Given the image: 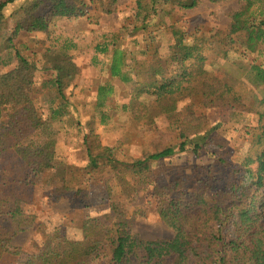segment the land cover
<instances>
[{"label":"trees","instance_id":"16d2710c","mask_svg":"<svg viewBox=\"0 0 264 264\" xmlns=\"http://www.w3.org/2000/svg\"><path fill=\"white\" fill-rule=\"evenodd\" d=\"M20 1L24 16L16 19L12 36L0 30V50L5 53L0 54V65L17 60L16 67L0 73V264L7 254L20 253L19 249L11 252L12 240L33 228L37 237L24 264H264V113L257 114L258 123L250 132L252 153L240 161L235 160L225 138L210 128L204 113L206 108L234 106L238 101L233 88L208 71L205 45L226 48L222 55L227 57L236 51L231 46L235 36L247 52L258 51L264 46V0H243L226 37L218 34L211 42L206 36L176 29L174 24L163 28L165 13L157 7L158 0H135L138 24L133 34L138 35L137 41L142 35L150 65L148 59L141 65L134 62L133 54L118 45L119 33L100 36L93 46V63H99L98 56L105 57L110 77L132 85L130 105L123 106L127 113L135 110L141 97L154 98L158 112L167 116L177 113L180 101L189 100L178 125L180 141L159 152L126 159L118 156L117 149L102 145L92 129L84 140L85 168L59 160L54 139L27 143L42 118L34 97L37 67L35 59L24 53L26 44L18 48L14 41L21 32L49 33V22L56 16H83L91 0H51L50 15L41 13L43 0H0V19L4 10ZM96 2L111 14L118 0ZM200 2L173 0L183 10L194 9ZM163 31L171 33L167 43L159 37ZM56 42L44 57L55 73L48 85L64 101L65 90L79 72L68 52L78 45L72 40ZM249 71L255 84L264 85L261 65L251 64ZM112 91L111 85L98 90L102 123L109 118L103 108ZM58 107L53 109V118L65 109L64 104ZM207 146L220 150L214 163L173 168L171 174L164 167L169 176H152L155 162L177 153L199 156ZM85 171L93 179L100 178L109 211L84 219L81 239L68 238L60 228L46 232L43 224L37 225L26 215L39 177L46 172L60 176V184L51 191L54 202L69 196L77 205L89 207L90 191L81 185ZM144 183L153 185L151 198L162 224L175 228L170 239L144 240L133 233L134 221L148 218L149 208L137 203Z\"/></svg>","mask_w":264,"mask_h":264},{"label":"rangeland","instance_id":"374dc122","mask_svg":"<svg viewBox=\"0 0 264 264\" xmlns=\"http://www.w3.org/2000/svg\"><path fill=\"white\" fill-rule=\"evenodd\" d=\"M91 1H88L87 13L83 16L77 18L56 16L49 22V33L21 32L14 41L18 48L19 44H26L27 49L24 53L35 59L37 67L34 97L38 101L42 118L39 129L27 143L37 145L54 139L59 160L79 168H85L87 163L84 140L87 134L90 135L92 129L102 145L117 149L120 158H139L177 144L180 141L178 125L182 119V112L189 105L187 99L180 101L177 113L167 116L158 112L154 98L141 97L136 106L139 107H135L134 111L127 113L123 110L125 104L130 105L132 85L110 77L108 61L105 57L98 56L99 63L94 64L93 46L100 40L101 35L119 33L118 45L133 54L134 62L141 65L143 60L148 59L150 65L151 58L145 54L146 45L142 35L137 41L138 35L133 34V29L138 24L135 0H118L113 7L115 11L111 14L105 13L100 3L96 2L97 0ZM158 1L157 7L165 13L163 28H169V25L174 24L176 29L186 30L193 36L208 37L209 42L218 34L223 39L226 37L232 16L245 4L243 0H226L219 3L201 0L196 8L183 10L173 3V0ZM22 2L15 3L3 11L0 30L7 37L12 36L14 32L16 19L24 16L21 9ZM43 2L45 5L41 8V13L50 15L51 0H43ZM16 12H18L17 15ZM159 35L164 43H167L166 38H171L169 31H163ZM232 38L236 42L231 46L236 51L230 52L227 57L222 55L226 48L215 44L213 49H209L210 46L206 44L208 48L206 64L211 74L233 88L238 101L234 106L206 108L204 113L210 128L216 129V133L225 138L229 148L234 152L235 160L240 161L245 155L252 153L250 132L258 123L257 114L264 113L262 103L264 85L255 84L249 71L251 64L261 65L264 68V46L250 53L242 48L241 42L235 36ZM66 40H72L78 45L76 50H70L68 54L72 56L79 72L65 90L66 99L63 101L58 97L57 90L48 85L54 79L55 73L44 56L54 41L62 44ZM0 54L5 55L1 50ZM16 65V59L9 66L0 65V73L10 71ZM102 85L113 87L112 94L103 108L109 117L106 123H102V116L97 108L98 90ZM60 104L65 105L63 115L61 113L59 117L53 118V109L59 108ZM219 152V149L207 146L199 156L192 153H177L164 159L163 163L155 162L152 176L155 179L164 177V167L170 168L168 172L171 174L175 171L173 168L177 167L190 168L194 165L212 164ZM166 176L169 175L166 173ZM59 184L60 176L55 172L42 174L35 188L34 201L29 205L26 215L35 219L37 225L43 224L46 232L60 228L65 230L68 238L81 239L82 221L109 211L104 185L100 178L93 179L87 171L83 173L81 185L90 191V206L84 208L77 205L69 196L54 202L51 191ZM152 190L151 184L144 183L140 187L137 203L147 206L149 213L148 218L134 221L133 233L144 240L170 239L174 236L175 228L165 226L160 221L154 210ZM35 231L33 228L18 234L12 240L10 250L15 252L19 249L20 253L7 254L2 264H24L32 251V240L37 237Z\"/></svg>","mask_w":264,"mask_h":264}]
</instances>
